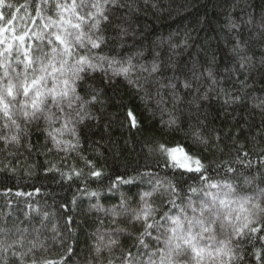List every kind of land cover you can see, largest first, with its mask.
Here are the masks:
<instances>
[{
    "label": "snow or ice",
    "instance_id": "1",
    "mask_svg": "<svg viewBox=\"0 0 264 264\" xmlns=\"http://www.w3.org/2000/svg\"><path fill=\"white\" fill-rule=\"evenodd\" d=\"M219 3L211 39L193 29L145 43L140 17L155 0H0V174L80 181L71 207L41 187L0 190V264H264V2ZM121 87L150 113L121 103L117 120L154 166L110 178L119 200L104 207L107 172L84 143L111 127L108 89ZM214 103L236 131L210 119ZM157 115L159 129L144 135ZM144 177L135 197L121 190ZM85 195L103 215L81 248L73 213Z\"/></svg>",
    "mask_w": 264,
    "mask_h": 264
},
{
    "label": "trees",
    "instance_id": "2",
    "mask_svg": "<svg viewBox=\"0 0 264 264\" xmlns=\"http://www.w3.org/2000/svg\"><path fill=\"white\" fill-rule=\"evenodd\" d=\"M262 2L264 0H254V3L258 6ZM155 3L157 4L155 9H148L140 17V31L147 38L145 43L153 40L159 41L160 38H167L170 34L175 39L177 36H182L185 31L191 32L193 29L196 30L193 34H198L201 39L205 37L211 39L215 30L218 29L224 19L223 7L220 5L219 0H155ZM108 95L111 97V101L107 106L105 114L112 117L113 123L107 131H105L103 125L100 129L93 130L94 134L90 133L91 139L86 140L84 143L85 155L98 159L99 165L103 166L107 172L103 184L99 186V190L103 193L100 202L104 207H111L114 202H118L119 200V192H115V194L107 192L110 178L114 179L117 175L124 176L125 178L135 177L138 175L136 170L143 171L145 164L154 166L152 159L147 158L141 151V137L138 135L135 141L130 139L127 128H121L117 120V117L120 120L123 119L124 109L129 107L134 108L137 115L141 118L150 117V113L144 111L141 102L126 87H121L115 92L108 89ZM121 103L124 105V109L119 107ZM210 112V119L216 117V126L223 127L224 125H228L233 131L238 129V125L231 119L224 120L223 113L220 112L217 104H213ZM238 119L243 122L245 116L241 115ZM158 120L159 115L154 119H145L144 127L146 132L144 135L155 134L160 127L157 123ZM253 122L259 124V117H252L249 120V125L251 126ZM104 124L106 125L107 121H104ZM101 135L104 136V140L102 141H100ZM168 138L166 137V139ZM173 140L179 143H189L180 133H177ZM94 141H100L102 156L96 157L93 151L96 147ZM42 160L43 158L41 157ZM147 179V177H144V182L137 180L130 185H121V190L130 198L135 197L138 191H143L148 187L146 183ZM77 183H80V181H75L71 185L68 183L62 184L59 181V177L55 176V174H49L47 178L42 174L33 177L22 174L20 176L0 174V190L12 188L13 191L20 190L28 192L33 191L34 186L41 187L42 193L50 192L55 196L57 204L61 201H66L69 202V207H71L70 201L72 196L74 194L79 195L76 188ZM89 184L91 190H97V184L92 181H89ZM37 199L43 203L42 196L37 197ZM47 199L49 203L52 202L51 196ZM156 202L159 203L160 201L157 200ZM94 203V198L90 200L86 195L81 196L78 201V210L73 213L81 221L82 231L79 233L81 248L84 247L86 233L92 230L89 226L92 225L95 215H103L102 213L95 214L89 211L90 205ZM3 205L4 200L0 198V212L9 211ZM10 210L17 214L25 211L26 208L23 198H20V202L14 204ZM130 230L137 231L138 229L130 228ZM122 243L124 247H128L131 241H122Z\"/></svg>",
    "mask_w": 264,
    "mask_h": 264
}]
</instances>
